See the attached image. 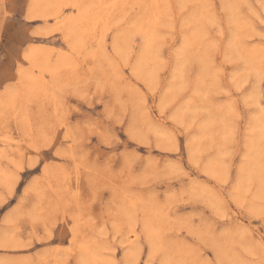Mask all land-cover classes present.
<instances>
[{
	"label": "rangeland",
	"instance_id": "1",
	"mask_svg": "<svg viewBox=\"0 0 264 264\" xmlns=\"http://www.w3.org/2000/svg\"><path fill=\"white\" fill-rule=\"evenodd\" d=\"M0 242L264 264V0H0Z\"/></svg>",
	"mask_w": 264,
	"mask_h": 264
},
{
	"label": "bare ground",
	"instance_id": "2",
	"mask_svg": "<svg viewBox=\"0 0 264 264\" xmlns=\"http://www.w3.org/2000/svg\"><path fill=\"white\" fill-rule=\"evenodd\" d=\"M128 1V0H127ZM156 1V0H155ZM156 3V2H155ZM104 8V7H103ZM42 107V106H41ZM27 143V142H26ZM7 158V157H6ZM83 164V163H82ZM18 166V165H17ZM16 166V167H17ZM53 168V167H52ZM4 169V168H3ZM15 175V174H14ZM41 212V211H40ZM0 245L2 246V243L0 242ZM3 263V262H2Z\"/></svg>",
	"mask_w": 264,
	"mask_h": 264
}]
</instances>
